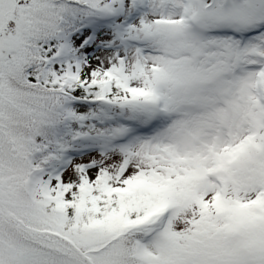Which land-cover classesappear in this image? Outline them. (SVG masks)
I'll list each match as a JSON object with an SVG mask.
<instances>
[{"label": "snow or ice", "instance_id": "6c2138e0", "mask_svg": "<svg viewBox=\"0 0 264 264\" xmlns=\"http://www.w3.org/2000/svg\"><path fill=\"white\" fill-rule=\"evenodd\" d=\"M0 264H264V0H0Z\"/></svg>", "mask_w": 264, "mask_h": 264}]
</instances>
